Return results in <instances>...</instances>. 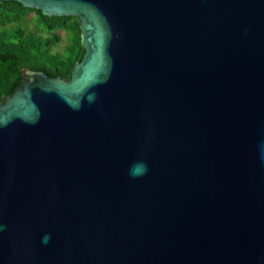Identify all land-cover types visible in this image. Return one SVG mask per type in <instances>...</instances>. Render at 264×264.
<instances>
[{
	"label": "water",
	"instance_id": "obj_1",
	"mask_svg": "<svg viewBox=\"0 0 264 264\" xmlns=\"http://www.w3.org/2000/svg\"><path fill=\"white\" fill-rule=\"evenodd\" d=\"M0 2L85 49L0 102V264H264V0Z\"/></svg>",
	"mask_w": 264,
	"mask_h": 264
},
{
	"label": "trees",
	"instance_id": "obj_2",
	"mask_svg": "<svg viewBox=\"0 0 264 264\" xmlns=\"http://www.w3.org/2000/svg\"><path fill=\"white\" fill-rule=\"evenodd\" d=\"M61 31L66 44L62 53H56L64 40ZM84 55L77 18L49 17L17 2H0V102L14 93L23 70L70 80Z\"/></svg>",
	"mask_w": 264,
	"mask_h": 264
},
{
	"label": "rangeland",
	"instance_id": "obj_3",
	"mask_svg": "<svg viewBox=\"0 0 264 264\" xmlns=\"http://www.w3.org/2000/svg\"><path fill=\"white\" fill-rule=\"evenodd\" d=\"M34 15L33 14H31L30 16H29V20L33 17ZM60 34L63 36V38H64V40H63V42H61L56 48H55V52L56 53H62L63 51H64V46H65V44H66V36H65V32H60Z\"/></svg>",
	"mask_w": 264,
	"mask_h": 264
},
{
	"label": "clouds",
	"instance_id": "obj_4",
	"mask_svg": "<svg viewBox=\"0 0 264 264\" xmlns=\"http://www.w3.org/2000/svg\"><path fill=\"white\" fill-rule=\"evenodd\" d=\"M49 239H50V237L45 236L43 242H44V243H47Z\"/></svg>",
	"mask_w": 264,
	"mask_h": 264
}]
</instances>
